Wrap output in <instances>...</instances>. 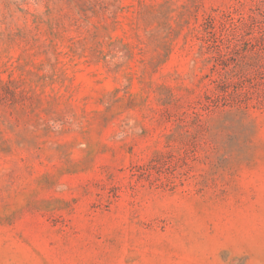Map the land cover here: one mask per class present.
Returning a JSON list of instances; mask_svg holds the SVG:
<instances>
[{"label":"rangeland","instance_id":"1","mask_svg":"<svg viewBox=\"0 0 264 264\" xmlns=\"http://www.w3.org/2000/svg\"><path fill=\"white\" fill-rule=\"evenodd\" d=\"M0 264H264V0H0Z\"/></svg>","mask_w":264,"mask_h":264}]
</instances>
